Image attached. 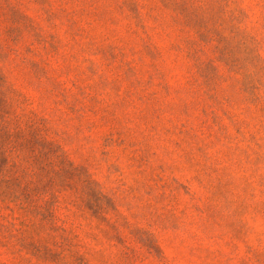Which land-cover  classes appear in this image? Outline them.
Masks as SVG:
<instances>
[{
  "label": "rangeland",
  "instance_id": "1",
  "mask_svg": "<svg viewBox=\"0 0 264 264\" xmlns=\"http://www.w3.org/2000/svg\"><path fill=\"white\" fill-rule=\"evenodd\" d=\"M0 264H264V0H0Z\"/></svg>",
  "mask_w": 264,
  "mask_h": 264
}]
</instances>
